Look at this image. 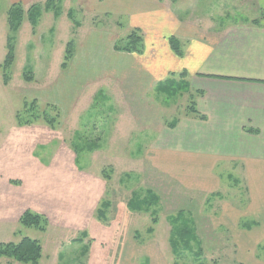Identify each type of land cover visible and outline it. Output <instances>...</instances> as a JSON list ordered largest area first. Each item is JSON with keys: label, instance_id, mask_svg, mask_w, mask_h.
Returning a JSON list of instances; mask_svg holds the SVG:
<instances>
[{"label": "rangeland", "instance_id": "obj_1", "mask_svg": "<svg viewBox=\"0 0 264 264\" xmlns=\"http://www.w3.org/2000/svg\"><path fill=\"white\" fill-rule=\"evenodd\" d=\"M251 1L223 4L231 5L228 16L237 17L248 13L247 8L254 11ZM22 2L0 0V242H18L23 237L38 240L42 248L38 264H118L116 252L147 241L151 251L163 253L165 247L168 264H238L232 233L224 229L229 218L222 212L230 213L227 205L239 208L248 200L245 169L219 161L218 179L206 173L204 162L192 157L191 137L186 130L176 131L178 124L209 120L207 113L213 115L211 119L218 115L206 109L201 91L194 102L204 119L187 110V92L171 97L156 93L160 75L166 79L187 72L162 68L171 63L162 43L168 44L173 34L151 29L149 22L133 23L158 9L172 19L175 14L202 18L216 7L214 0H207L211 3L207 8L204 0H121L120 5L113 0H53L47 8L46 0ZM16 4L21 5V19L13 33L15 60L4 84L1 65L9 31L7 16ZM32 4L39 12L34 25L28 19ZM199 5L204 8L197 9ZM255 10L259 21L264 10ZM111 14H118L116 22ZM221 21L225 19L216 24ZM101 25L115 29L116 35L107 33L109 39L101 41L102 29L94 32L98 29L93 28ZM134 29L147 46L141 54L113 48L119 41L124 44ZM70 40L73 56L63 67ZM166 47L169 55L173 53ZM27 66L32 68V80L23 79ZM33 101L39 113L46 104L57 107L60 116L53 125L42 118L17 124L16 112ZM45 111L55 115L51 109ZM173 118L179 122L168 127ZM189 123L198 128L197 123ZM245 131L254 132L249 127ZM174 134L179 135L177 140ZM93 141L95 147L90 150L87 143ZM149 191L160 199L151 212L127 208L132 195L142 197ZM102 201L109 203L105 221L96 218ZM26 210L45 216L44 231L20 224ZM180 210L195 220L203 242L199 259L189 255L173 260L170 253L168 217ZM150 226L153 232L147 234ZM0 264L20 263L0 258Z\"/></svg>", "mask_w": 264, "mask_h": 264}, {"label": "crops", "instance_id": "obj_2", "mask_svg": "<svg viewBox=\"0 0 264 264\" xmlns=\"http://www.w3.org/2000/svg\"><path fill=\"white\" fill-rule=\"evenodd\" d=\"M22 1L29 3L34 0ZM204 1L207 3V0ZM223 1L231 3V0H214L216 7L211 8L208 17L193 18L192 15L175 14L172 19L166 12L163 13V9H158L148 18L137 17V22L133 23L148 25L149 22L151 29L166 30L165 34H173L179 41L181 56L173 54L171 50L169 55L166 47L169 45L162 43L168 61L171 62H166L162 68L167 71L185 69V81L189 89L201 91L207 100L206 109L210 113L214 109L218 117L211 119L213 115L207 113L209 120L203 122L185 120L183 124H178L176 131L182 133L186 130L185 134L191 137L188 148L192 157L205 163V171L210 177L218 178L215 167L220 166L219 161H223L222 165L245 169L248 180L243 184L248 190V200L239 208L226 206L231 209L227 208L230 213L225 210L222 212V216L226 214L229 218H225L227 224L224 229L232 233L230 242L237 254L238 263L264 264V258L260 259L264 253V18L259 20L258 25L249 21L257 18L255 9L264 10V0L251 1L254 11L247 8L248 13L241 12L238 19L228 16L231 15V5L223 4ZM113 2L120 5L121 0ZM224 5L230 8H224ZM210 6L208 2L204 7ZM204 7L199 5L197 9ZM217 13L219 15L215 16ZM117 15L111 14L114 22ZM222 18L225 21L216 24ZM120 27L122 25L116 26ZM93 28L98 29L94 32L102 29L103 42L109 39L107 33L116 35L115 29L113 31L107 26ZM159 77L157 82L162 81L166 75ZM210 119L213 122H209ZM189 122L197 123L198 128ZM248 127L256 132H246L245 128ZM174 136L176 140L179 138L178 134ZM212 180L214 184L215 179ZM242 223L250 227H243ZM150 243L147 241L137 246L129 244L115 253L114 260L118 264H152L153 261L154 264H168L165 247L163 253L159 250L151 251Z\"/></svg>", "mask_w": 264, "mask_h": 264}, {"label": "trees", "instance_id": "obj_3", "mask_svg": "<svg viewBox=\"0 0 264 264\" xmlns=\"http://www.w3.org/2000/svg\"><path fill=\"white\" fill-rule=\"evenodd\" d=\"M53 0H46L44 6L51 5ZM170 2H176L177 0H169ZM35 5H31L28 10V19L32 23L35 24L36 18H39V12L34 7ZM21 5H11L8 11V34L6 37V54L1 65V69L4 75V84L7 83L6 79L8 75L6 72L10 70L14 60H15V45H14V37L13 35L17 31L18 25L20 24L21 19ZM67 16L70 18L71 13H67ZM262 18H264V11L262 13ZM19 23V24H18ZM76 26H79V23L75 21L74 23ZM252 24L258 25V20H253ZM14 33V34H13ZM142 35L138 32L137 29L132 30L126 37V41L123 44L122 41L117 42L114 44L113 48L116 50H120L123 52H131L136 54H141L144 51V42L142 39ZM168 44L173 51V53L177 56H181V46L179 41L175 36H170L168 38ZM121 47H120V46ZM74 52V43L72 40L69 41L65 48L64 54V63L62 64L63 67H66L67 62L72 58ZM23 79L25 80H32V68L30 66L24 67L23 70ZM31 73V74H30ZM156 93L164 94L167 97H171L176 95L180 92H187L190 98L189 106L187 110L192 112L196 117L204 119L205 116L200 114L196 110L194 97L197 95H201L200 91H192L189 89L187 82L185 81V76L181 73L179 76L172 74L169 75L165 80L158 82L155 85ZM36 101H33L29 105L26 103L24 104V108L22 112H16L15 120L18 125H28L31 124L32 119L42 118L44 119L49 125H53L55 121L59 118L60 113L59 110L55 105L46 104L43 106V111L41 113L38 112ZM45 109H51L55 112L54 116H50ZM48 111V110H47ZM179 122L178 118H173L170 122H167L168 127H175L176 124ZM254 131V130H253ZM256 132V131H254ZM90 150L95 147V141L87 143ZM87 146V145H85ZM77 152L78 149L74 146L73 147ZM105 177H109V175H105ZM238 184V182L236 181ZM241 188L239 189V191ZM238 191V192H239ZM158 201H160L159 196L152 191L147 192L144 196L140 197L139 195H132L129 199L127 208L132 211H143L146 210L151 212L152 208L157 206ZM244 203V200H243ZM108 201H102L100 208L98 209L97 219H101L103 221L106 220V210L108 207ZM157 210H154L153 214L156 213ZM184 211L180 210L176 216L168 217V221L170 224V235L168 238V245L170 248V253L173 257V260H180L184 257L192 255L193 259H199L203 254L202 251V243L197 235V227L195 224V220L193 217H185L189 215H184ZM191 214V213H190ZM19 222L24 227H31L41 231L45 230V226L47 223V219L45 216L32 213L29 210L24 211L20 218ZM155 222L153 219L152 223ZM243 227L249 228L250 226H246L245 223H242ZM226 231V230H225ZM147 234H151L153 232V227H148L146 230ZM85 233L81 234V237H84ZM81 238H76L75 241H80ZM41 244L36 239H31L29 237H23L18 242L14 241H7V242H0V258H8L12 259L15 262L20 264H38V261L41 257ZM84 254V253H82ZM238 263V262H237ZM174 264V263H173ZM240 264V263H238Z\"/></svg>", "mask_w": 264, "mask_h": 264}]
</instances>
